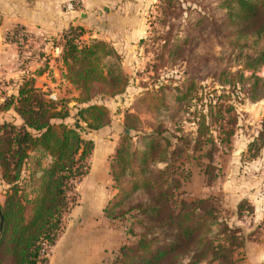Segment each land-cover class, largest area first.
<instances>
[{
	"label": "trees",
	"instance_id": "obj_1",
	"mask_svg": "<svg viewBox=\"0 0 264 264\" xmlns=\"http://www.w3.org/2000/svg\"><path fill=\"white\" fill-rule=\"evenodd\" d=\"M216 2L220 19L200 16L185 25L181 0H158L155 5L156 23L168 30L149 39V49L155 52L151 71L155 76L164 64L173 67L182 62L188 72L179 85L158 83L124 113L109 159L116 194L103 209L106 220L127 223L128 243L115 253L113 264H235V251L244 245L239 230L231 229L210 205L215 200H182L167 181L155 182L151 175L152 167L171 163L173 141L184 142V153L203 152L200 156L207 158L218 148H227L237 125L233 102L264 100V77L255 74L264 70V48L248 52L249 40L264 39V0ZM85 34L81 27H70L51 41L59 51L55 61L60 80L77 94L71 99L74 115L66 106L69 102L51 100L31 76L22 77L16 95L0 103V112L12 110L19 120L0 124V181L5 187L0 205V264L47 263L40 257L41 244H54L69 211L67 193L88 173L93 143L83 134L111 123L107 107L98 101L119 97L128 87L121 56L105 42L85 41ZM212 34L228 51L225 57L239 62L241 69H212L211 61L222 60L223 54H196L199 44L211 40ZM27 37L32 38L16 26L6 39L21 54V42ZM139 45H145V40ZM205 70L219 90L204 92L199 75ZM204 95L209 97L202 102ZM145 114L151 117L148 123L141 119ZM190 114L192 120L186 118ZM185 120L194 133L178 137ZM263 143L264 123L259 138L248 146L250 158L259 154ZM245 204L237 206L239 214L249 211Z\"/></svg>",
	"mask_w": 264,
	"mask_h": 264
},
{
	"label": "rangeland",
	"instance_id": "obj_2",
	"mask_svg": "<svg viewBox=\"0 0 264 264\" xmlns=\"http://www.w3.org/2000/svg\"><path fill=\"white\" fill-rule=\"evenodd\" d=\"M181 1L185 10L182 19L183 25L187 22L195 21L200 16H206L212 19H220L221 17L220 12L216 9V0ZM155 5H157V2L152 4L150 8L144 12L145 16L143 19L146 28V34L144 36L145 45H137V48L133 50L129 49V51L125 50V53H123L124 55H120L123 62L122 69L129 79L126 92L116 98H103L101 101H98V103L107 107L111 120L110 125L98 132H85L83 134V138L90 140L93 143V148L96 143V151L101 149L103 154H108L112 146H114V142L116 143L118 140V136L122 129L124 113L132 110L135 101L139 97H142L146 93L153 92L158 83L166 86L169 84L179 85L186 79L184 73L188 72L187 64L182 62L173 67L164 64V67H162L155 76L151 71L155 52L149 49V39L161 35L168 30L167 28L165 29V27H161L158 22L156 23L159 11L155 8ZM98 13H100L99 18L103 19V8H101ZM107 26L106 22H101L100 25L95 26L92 21H89V24H86L84 28L82 27L86 32L83 39L85 41H103L98 38H101L105 32L110 31L111 28H106ZM182 37L183 31L179 33L178 39L180 40ZM52 40L53 39L46 43L40 38L27 37V41L21 42V54L18 53L20 60L15 69L20 73L19 80L21 77L25 76H34L35 80H37L35 75L38 72H44L46 76L39 79L37 86L45 85L46 83L49 88L46 89V91L49 95L54 96L55 99L69 102L66 106L70 110L71 115H74L75 110L73 108L75 103L71 102V99H74L77 94L72 92L71 88L67 87L60 80L59 73L56 69L57 63L55 61L59 51L53 49ZM248 44V52L252 53L253 51L264 48V39H251L248 41ZM208 51L216 57L220 53L224 55L222 60L211 61L212 69H222L227 66L231 67L232 72L241 69L238 65L239 62L229 61L228 57H225L229 54L228 51L226 48L222 47V45L215 42L213 34L211 35V40L199 44L196 54H204ZM39 54H42V56H39ZM48 63L50 64L49 66ZM206 71L209 70L200 72L199 75L202 79L200 85L205 87L204 92L210 93L213 89L219 90L220 87L218 84L213 83V79ZM255 74L264 77V70L258 69L255 71ZM245 75H249V72H246ZM13 84L14 82L4 80V77H0V95L6 93L10 94L12 90L14 91L15 85ZM199 93L202 94L203 92L199 91ZM208 97L209 96L205 95L204 97L202 96V102ZM238 97L242 98L240 95ZM237 101L233 102L237 114V125L234 136L227 148H218L217 151L212 153L210 156L212 160L209 161L210 158H207V156H200L203 152L193 153L191 151L187 154L184 153L185 151L181 146L184 142L173 141L175 147L172 148L173 156L171 158V163L167 164V166L156 165L152 167L151 175L155 182L167 181L171 185L169 187H171L176 197H181V199L183 198L188 201L197 199L215 200V204L210 205L216 208L217 212L223 218L222 220L225 221L231 229H238V236L244 239L242 248L235 251L233 257L236 261L235 264H264V143L261 146L259 154L255 158H250L251 155L250 152H248V146L257 140L260 133H262V124L264 123V100L256 103H250L245 99H243L242 102ZM187 117L189 120H192L191 114L186 116V118ZM141 119L145 123H148L151 117L145 114ZM3 120L9 121L10 114L0 115V122ZM69 122L72 123L71 119ZM182 127V133H178V137H184L190 135V133H194V127L188 120L183 122ZM144 128L145 130L148 129L147 127ZM186 141L188 140H185V142ZM209 152L210 149L206 151V155ZM97 154L101 155L100 151L97 152ZM90 165L89 158L88 173L92 171ZM96 165H98V168L100 167L99 171L107 172L106 166L104 167V159H98ZM206 166L209 167L207 169V174L204 173ZM88 173L75 183L73 191L68 192L69 213L75 206L82 205L86 199L85 189L87 187L85 184L89 182L86 179ZM104 176L105 179L108 178L106 175ZM97 185L100 187L107 186L106 188H109V184H107L105 180L97 182ZM93 186H95V184L90 183V187L92 188ZM91 188L90 191L92 190ZM4 191L5 188L0 184V205L3 201ZM241 202H246L245 209H249V211H243L239 214L237 206ZM96 212L97 210H95V214H97ZM66 215L63 219L64 221ZM64 221L62 222V230L59 235L65 230ZM107 223L117 225L118 227H116L119 229L120 233H124V228L127 225L125 222L112 223L108 220ZM54 244H47L51 247L50 255L52 254ZM48 258L44 259L48 262ZM114 261H116L115 254L106 258L104 263L113 264Z\"/></svg>",
	"mask_w": 264,
	"mask_h": 264
},
{
	"label": "crops",
	"instance_id": "obj_3",
	"mask_svg": "<svg viewBox=\"0 0 264 264\" xmlns=\"http://www.w3.org/2000/svg\"><path fill=\"white\" fill-rule=\"evenodd\" d=\"M156 2L157 0H0V77L14 82L15 85L13 92L0 95V103L5 98L16 95L20 84L18 79L20 73L15 69L20 60L17 48L13 42L5 40L11 35L14 27H23L32 37L40 38L47 43L70 27L84 28L89 21L95 26L106 22V26L108 24L106 28L111 29L98 39L123 56L125 50L137 48L138 42L144 39L146 34L144 12ZM101 8L104 11L103 19L99 18L98 13ZM43 76L46 74L37 77L35 85L46 91L49 89L46 83L37 86ZM69 88L76 94L72 87ZM3 114H10V120L4 119L0 124L18 123L19 120L12 110L0 112V115ZM113 145L108 154H103L100 149L101 155H98L99 151H96V143L94 144L90 157L92 171L88 173L86 179L89 182L85 184L86 199L82 205L75 206L67 213L65 221L63 220L65 230L58 236L47 264H103L106 258L127 243V237L120 233L118 226L107 223L103 217V209L116 194L108 165V159L112 156L117 141ZM98 159L105 160L104 167L106 166L107 172L99 171L100 167L96 165ZM104 175L108 178L105 179ZM102 180L109 184V188L97 185V182ZM90 183L95 186L91 188ZM0 184L3 186L2 182Z\"/></svg>",
	"mask_w": 264,
	"mask_h": 264
},
{
	"label": "built area",
	"instance_id": "obj_4",
	"mask_svg": "<svg viewBox=\"0 0 264 264\" xmlns=\"http://www.w3.org/2000/svg\"><path fill=\"white\" fill-rule=\"evenodd\" d=\"M51 100H55L54 96H50ZM69 196V193L67 194V197ZM51 253V247L48 246L46 243H42L40 247V257L41 258H48Z\"/></svg>",
	"mask_w": 264,
	"mask_h": 264
},
{
	"label": "water",
	"instance_id": "obj_5",
	"mask_svg": "<svg viewBox=\"0 0 264 264\" xmlns=\"http://www.w3.org/2000/svg\"><path fill=\"white\" fill-rule=\"evenodd\" d=\"M0 227H1V218H0Z\"/></svg>",
	"mask_w": 264,
	"mask_h": 264
}]
</instances>
